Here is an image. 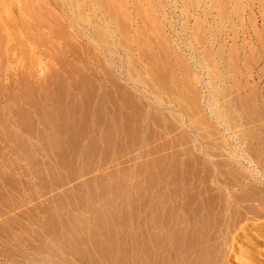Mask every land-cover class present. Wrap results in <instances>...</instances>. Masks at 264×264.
Wrapping results in <instances>:
<instances>
[{"label":"rangeland","instance_id":"obj_1","mask_svg":"<svg viewBox=\"0 0 264 264\" xmlns=\"http://www.w3.org/2000/svg\"><path fill=\"white\" fill-rule=\"evenodd\" d=\"M262 226L264 0H0V264H234Z\"/></svg>","mask_w":264,"mask_h":264},{"label":"bare ground","instance_id":"obj_2","mask_svg":"<svg viewBox=\"0 0 264 264\" xmlns=\"http://www.w3.org/2000/svg\"><path fill=\"white\" fill-rule=\"evenodd\" d=\"M257 228L256 227L254 228L256 230H252V229L251 231L248 230L247 232H245L244 235H241V236L239 235V239L240 238L241 240L244 239L240 241L241 245L234 247L235 245L233 244L234 246L231 247V249L233 250V253L238 254L235 257L236 262L234 264H257L258 263L257 261V257H259L258 247L262 244L264 245V228H261V229L260 228L257 229ZM245 237L247 240L245 239ZM253 244L255 245V247Z\"/></svg>","mask_w":264,"mask_h":264}]
</instances>
